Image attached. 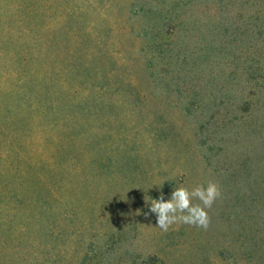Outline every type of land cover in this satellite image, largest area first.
<instances>
[{
    "label": "trees",
    "instance_id": "obj_1",
    "mask_svg": "<svg viewBox=\"0 0 264 264\" xmlns=\"http://www.w3.org/2000/svg\"><path fill=\"white\" fill-rule=\"evenodd\" d=\"M76 1L0 0V264H54L58 240L68 247L78 240L91 247L97 236L86 237L84 229L104 231L122 210L134 207L126 202H134L135 178L118 172L121 158L115 157L131 144L126 136L121 137V113L117 111L126 95L121 89L109 94L108 83H89L108 71L102 67L98 74L91 64L95 56L104 62V36L90 20L80 25L86 8ZM133 3L134 14L141 13L153 22L139 35L146 36L147 31L169 34L173 11L154 7L149 0ZM215 3L220 14L223 5L234 0ZM245 3L250 2L242 0ZM259 17L254 11L244 30H231L230 34L261 38L264 18ZM212 22V34L203 39L204 66L211 65L210 59L216 66L222 63L217 56L225 52L224 43L217 42L215 35L221 20ZM247 48L253 49V45L249 42ZM242 63L251 64L245 69L250 83L242 88L247 94L243 102L259 93L264 98V83H260L264 73H255L257 65L252 67L256 60L246 57ZM91 72H96L94 79ZM217 92L223 101H229L222 87ZM257 128L264 137V124ZM107 137L112 138L111 143ZM259 148L263 149L261 156L251 147L238 155L245 159L232 163L231 168H219L216 183L221 197L214 206L220 223L231 228L229 239L221 234L219 264H227L226 257L230 264H264V143ZM126 151L123 159L136 149L130 146ZM250 158L261 159L263 165L247 167ZM121 187L128 188L127 194L121 196ZM110 188L116 190L114 199L104 195ZM62 233L68 235L60 238ZM83 253L82 259H88V251Z\"/></svg>",
    "mask_w": 264,
    "mask_h": 264
},
{
    "label": "rangeland",
    "instance_id": "obj_2",
    "mask_svg": "<svg viewBox=\"0 0 264 264\" xmlns=\"http://www.w3.org/2000/svg\"><path fill=\"white\" fill-rule=\"evenodd\" d=\"M136 1L75 2L86 8L80 25L90 20L104 36L101 54L104 64L97 60H101L98 56L91 64L98 74L102 67L103 71H108L89 83H108L109 94L121 89L126 95L117 111L121 113V137L126 136L131 144L122 150L125 152L132 146L136 152L130 158L123 159L127 151L115 157L121 158L117 168L122 169L118 172L135 178L134 202H126L134 207L122 210L118 220L111 219L104 231L84 229L86 237L97 236L91 247L81 240L70 247L58 240L54 264H130L132 261L137 264H219L218 251L224 241L221 234L229 239L231 228L220 223L214 206L217 201L207 209L210 217L207 230L177 223L167 232L156 227L155 214L149 212L150 203L161 193L165 200L169 199L179 186L191 190L198 185L206 186L209 181L216 182L220 166L231 168L232 163L245 159L238 155L246 154L251 147L257 151V156L262 155L259 146L264 143V137L254 128L264 124V98L259 93L243 102L242 97L247 94L242 88L250 83L245 69L251 64H243L242 59L256 60L252 64L253 68L257 65L255 73H264V33L257 39L258 36L249 33L240 35L239 32L235 37L230 32L244 30L249 21L247 17L254 11L263 19L264 0H249L251 4L234 0L233 4L223 5L220 14L215 0H149L154 7L166 8L175 15L168 24L166 37L156 31L139 35L141 29L152 26L153 22L141 13H133V9L137 11L132 6ZM93 8H96L94 12ZM212 20H221L220 30L218 33L214 30L213 34L218 36L217 42L224 43L225 52L217 56L222 63L216 66L210 59L211 65L204 66L201 61L203 39L212 34L209 29ZM229 24L228 33L224 35ZM149 35L157 42L152 43ZM249 42L253 49L247 48ZM89 75L94 79L96 72ZM221 87L230 96L227 102L217 92ZM178 88L182 91H177ZM107 140L112 142V138L107 137ZM250 165L262 166L263 162L250 158L247 167L252 168ZM106 190L104 195L114 199L116 190ZM127 190L121 187L118 192L122 196ZM66 235L62 233L60 238ZM84 251H88L86 260L82 259ZM224 261L231 262L227 257Z\"/></svg>",
    "mask_w": 264,
    "mask_h": 264
},
{
    "label": "clouds",
    "instance_id": "obj_3",
    "mask_svg": "<svg viewBox=\"0 0 264 264\" xmlns=\"http://www.w3.org/2000/svg\"><path fill=\"white\" fill-rule=\"evenodd\" d=\"M220 197V187L213 181H209L206 186H195L191 190L179 186L172 191L167 200L163 193L157 199H151L149 212L155 214L156 227L164 232L177 223L207 230L210 224L207 209H210ZM148 214L144 213L145 216Z\"/></svg>",
    "mask_w": 264,
    "mask_h": 264
}]
</instances>
